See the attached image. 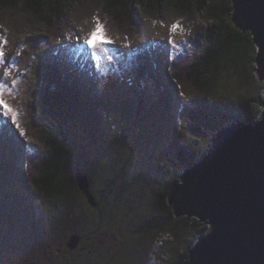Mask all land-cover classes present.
Here are the masks:
<instances>
[{
	"label": "rangeland",
	"instance_id": "374dc122",
	"mask_svg": "<svg viewBox=\"0 0 264 264\" xmlns=\"http://www.w3.org/2000/svg\"><path fill=\"white\" fill-rule=\"evenodd\" d=\"M101 3L72 7L71 15L62 17L55 32L27 22L22 13L0 17V51L5 53L0 62V83L4 85L0 88V99L10 108L0 105V131L9 134L15 149L10 151L0 142V264H32L36 260L41 264H47V260L52 264H81L85 257L78 259L82 255L76 250L78 247L66 246L73 231L64 229L52 237L51 225L49 231L43 229L48 218L40 214L39 207L44 204L48 207V203L25 176L29 157L45 147L40 130L32 123L35 92L46 88L52 91L57 85L67 90L64 114L69 138L80 157L78 167L93 179L92 192L103 208L106 233L120 229L113 222L121 225V232L128 233L138 223L141 225L137 230L143 229L144 215L150 218L152 214L153 219L161 216L153 208L162 187L174 183V174L167 167V151L180 136V117L194 115L189 114L188 106L216 110L209 114L213 116L211 128L215 121H221L215 113L226 112L225 103L233 106L234 114L242 116L235 119L233 116L229 124L236 119L252 122L262 116V111L255 114L254 104H245L242 97L249 89L248 77L256 76L248 59L243 64V56L236 69H222L220 84L217 80L211 92L198 91L187 82L179 84L181 89L171 78L173 57L194 55L184 62L183 70L204 51L202 42L208 40L212 28L208 16H197V12L183 16L175 6L165 2L160 13L152 11L151 6L138 7L142 24L117 30L110 17L103 15ZM98 22L104 26L111 43L93 48L87 40ZM71 72L80 77L78 84L82 85L74 91L65 83L69 75L72 82H68L76 86L73 82L76 76L70 75ZM42 76L44 80L49 78L48 84ZM211 128L206 133L209 144L218 132ZM2 166L10 167L6 176ZM187 170L177 167L176 175L183 176ZM79 204L75 203L76 209ZM143 204L150 213L141 211ZM68 212L63 210L62 217ZM77 212L75 229L88 237L91 226H84L88 218L80 225L76 217L81 214L78 209ZM202 223L206 226L207 222ZM129 234L125 236L126 243L117 245L125 247L124 251L115 249L107 254L93 243L91 258L99 264H146L150 236L141 234L136 238ZM190 236L186 233L182 240ZM184 250L187 251L185 245H170L174 262L180 260ZM151 262L155 264L153 258Z\"/></svg>",
	"mask_w": 264,
	"mask_h": 264
},
{
	"label": "trees",
	"instance_id": "16d2710c",
	"mask_svg": "<svg viewBox=\"0 0 264 264\" xmlns=\"http://www.w3.org/2000/svg\"><path fill=\"white\" fill-rule=\"evenodd\" d=\"M97 1L102 2L103 15L110 17L111 25L117 30L134 28L136 25L140 26L142 24V16H139L136 11L138 7L148 8L151 6L152 11L158 10L160 13L165 2L168 5L175 6L183 16L185 14L192 16L195 12H197V16H208V25L212 27L211 34L208 40L202 42L203 45L201 47L204 51L200 53L199 57H195L196 60L184 67L183 70L181 67L184 62L193 58L194 55L187 56L184 53L172 59L170 76L178 86L180 83L183 86L187 82V84L198 91L211 92L217 80L218 85L220 84L218 77L222 73V69L225 71L228 68L229 70L232 68L236 69L241 56L244 58L243 64L248 59L251 72L256 70L254 60L257 47L251 34L244 32L241 27L235 24L231 0H218L216 3H214V0H0V17L22 13L21 16L27 22L46 26L49 31L55 32L61 23L62 17L71 15L72 7L84 8L87 4ZM60 71L62 70H58V72ZM70 75L76 76L73 80L76 86H72L69 83L72 80L68 79V75L67 79H65L67 87L71 91L81 88L82 85L78 84L80 77L73 74V72ZM248 79L249 89L242 97L245 104H254L255 114L258 115L262 111L259 99L261 98L264 85L257 76L253 75L252 79L249 77ZM48 80L43 78L46 84H48ZM182 86L179 87L182 89ZM65 91L67 92L65 88L61 90L59 85H57L52 91L46 88L35 92L36 97L32 106L34 113L32 123L40 130L42 134L41 141L44 139L45 147L43 151L29 157L25 164V176L26 178L28 177L29 182L35 187L45 202L48 203V207L45 204L39 207L41 209L40 214L48 218L47 226L42 225L43 229L45 228V230L49 231L51 225L52 230L50 229V232L52 237L64 229L73 231L71 235L67 234L69 235L66 243L67 248L71 239L79 234L81 242L76 250L82 255L78 259H82L85 255L81 264H99L98 260L91 258L93 255V243L104 248L102 250L107 251V254L111 250L115 251V249L124 251L125 247L121 246L119 248L117 245L126 243L125 236L129 233L132 236H136V238L141 234L145 237L150 236L149 247L145 252L146 264H148L147 259L149 264H153L151 258L154 259L155 264H186L189 260L190 251L195 246V240L200 239L208 231L209 226H204L199 217L196 214L194 215V211H191L185 205L182 207V216L178 217L177 210L169 204V201L174 195L176 186L183 181L182 176L176 175L177 167H187L189 169L205 153L204 151L209 146L208 140L206 141V133H208L207 129L211 128L210 124L213 122L211 119L213 116L209 114H213L216 110H210L208 107L188 106L187 110H191L189 114H194L192 118L185 116L182 118L183 115L180 117L182 124L180 136L167 151V161H169L167 167L174 174V183L165 189L162 187V190L157 195L158 199L156 198L155 204L153 203L155 205L153 209H156L161 216L153 219L152 214L150 218L144 215L143 219H146H144L145 222L142 225L143 229L137 230L141 225L138 223V227L136 226L137 228L134 230H129L128 233H125V231L121 232L123 230L121 225L113 222L114 226L120 229L110 230L109 233H106L103 231L107 228L103 208L92 192L93 179L85 172V169L83 171L78 167L80 157L75 154L74 147L71 145L64 114V107L67 103ZM66 96L68 97V93ZM68 98L72 99V97ZM225 104L226 112L215 113L216 117H219L221 121H215L216 124L214 123L215 125L211 128L214 131H218L220 125L223 128L232 123L233 116L234 119L242 117L234 114L233 106ZM185 112L187 113V111ZM221 114L224 115L221 116ZM44 135L49 137H44ZM0 142L5 144L10 151L15 150L7 132L0 131ZM16 161L14 160V162ZM9 170L10 167L2 166L1 171H4V173ZM78 173H83L89 178L90 190L98 204L97 207L90 205L85 193L81 190L77 179ZM155 181L148 187V192L151 186L155 184ZM162 183H165L164 179H162ZM143 192L140 193L142 196L144 195L142 194ZM77 202H80L77 209L81 216H77L76 220L82 225L83 221L88 218L87 222L84 223L85 228L91 226L88 231V237L81 235L79 230L76 231L75 229L77 224L74 215L79 214L75 206ZM65 209L69 212L65 215L66 217H62V211ZM140 209L142 212L147 210L144 204L143 208ZM148 212L150 213V211ZM111 224L110 226H112ZM120 233L121 237L119 236ZM186 233L191 236L183 241L182 238ZM176 243L180 246L185 245L187 251L184 250L180 255V260L174 262V255L170 253V245ZM59 251L57 252L59 253ZM47 262V264H52L48 260ZM32 264L41 263L36 260ZM63 264L73 263L63 262Z\"/></svg>",
	"mask_w": 264,
	"mask_h": 264
},
{
	"label": "water",
	"instance_id": "95a60500",
	"mask_svg": "<svg viewBox=\"0 0 264 264\" xmlns=\"http://www.w3.org/2000/svg\"><path fill=\"white\" fill-rule=\"evenodd\" d=\"M231 1L235 24L257 47L255 73L264 85V0ZM259 104L258 120L237 119L217 132L170 198L178 217L185 205L210 226L186 264H264V91ZM77 179L97 207L89 178L78 173ZM79 242L74 236L68 246L75 249Z\"/></svg>",
	"mask_w": 264,
	"mask_h": 264
},
{
	"label": "snow or ice",
	"instance_id": "6c2138e0",
	"mask_svg": "<svg viewBox=\"0 0 264 264\" xmlns=\"http://www.w3.org/2000/svg\"><path fill=\"white\" fill-rule=\"evenodd\" d=\"M176 27H179V25H176ZM3 43H7V41H3ZM87 43L92 46L93 48L97 47L99 44H110L111 41L106 38L104 26L101 23H97L96 28L94 31L91 32ZM5 57V53L3 51H0V62H3V58ZM7 74V73H6ZM4 85L0 83V88H3ZM2 95V93H0ZM0 105H2L4 108L9 109V105L3 100L0 99Z\"/></svg>",
	"mask_w": 264,
	"mask_h": 264
},
{
	"label": "clouds",
	"instance_id": "9594fccd",
	"mask_svg": "<svg viewBox=\"0 0 264 264\" xmlns=\"http://www.w3.org/2000/svg\"><path fill=\"white\" fill-rule=\"evenodd\" d=\"M65 74H66V73H65ZM66 76H67V75H66ZM39 91H40V90H39ZM39 91H38V92H39ZM37 94H38V93H37ZM260 106H261V105H260ZM261 107H262V106H261ZM262 112H263V109H262ZM11 141H12V140H11ZM196 163H197V162H196ZM191 167H192V166H191ZM205 224H206L207 226H209L207 223H205ZM209 229H210V226H209L208 230H209ZM197 243H198V242H197ZM197 243H196V244H197ZM196 244H195V245H196ZM194 247H195V246H194ZM194 247H193V248H194Z\"/></svg>",
	"mask_w": 264,
	"mask_h": 264
},
{
	"label": "bare ground",
	"instance_id": "6f19581e",
	"mask_svg": "<svg viewBox=\"0 0 264 264\" xmlns=\"http://www.w3.org/2000/svg\"><path fill=\"white\" fill-rule=\"evenodd\" d=\"M68 37V36H67ZM203 158V157H202Z\"/></svg>",
	"mask_w": 264,
	"mask_h": 264
}]
</instances>
